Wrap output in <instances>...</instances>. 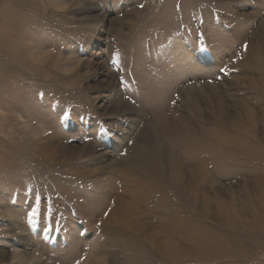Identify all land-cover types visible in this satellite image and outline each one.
Listing matches in <instances>:
<instances>
[{
  "label": "rangeland",
  "instance_id": "rangeland-1",
  "mask_svg": "<svg viewBox=\"0 0 264 264\" xmlns=\"http://www.w3.org/2000/svg\"><path fill=\"white\" fill-rule=\"evenodd\" d=\"M220 117L264 146V0H0V264H130L128 192L135 264H264V165L202 141Z\"/></svg>",
  "mask_w": 264,
  "mask_h": 264
},
{
  "label": "bare ground",
  "instance_id": "bare-ground-1",
  "mask_svg": "<svg viewBox=\"0 0 264 264\" xmlns=\"http://www.w3.org/2000/svg\"><path fill=\"white\" fill-rule=\"evenodd\" d=\"M249 116H250V114H249ZM247 117H248V115H247ZM220 120H221V122L217 121V123H218V125H220V127L219 126H217V127L215 126L216 128H212V129H209V130H201V131H198L196 129L194 131L195 132L198 131V133H199L202 141L205 142V144L207 143V144H211V145L217 146V145H220L219 143H222L223 145H225L227 147V149H230V151L231 150L232 151H234V150H240L242 152V154L248 156V158L251 161H252L251 158H253V160H255V159L257 160V163L256 164H262V165H264V146L256 144L255 141H254V139L252 138L253 136L258 135L259 128L256 129V125H255L256 123L254 124V126H252V127L250 126L249 127V134H250L249 135V134H246L248 131H245V130H244V132L242 134L241 133V130L240 129H237V128H233L232 131H229L228 129H225L226 127L225 128H221L222 125H225L224 117H220ZM220 132L225 133L228 136L227 141L224 142V141H221V140H217L218 139L217 133H220ZM236 136H239L241 138V140L244 139V138L246 139V143L241 148H238V146H234V143L236 141L235 140V137ZM201 139H199V140H201ZM223 139H225V137H223ZM143 151H146V150H143ZM143 151H139V153L146 155V153H144ZM254 155L256 157H254ZM148 163H149L148 170L150 169L148 171V174L149 173H153V172L157 173L158 172V168H157L156 163L153 160H151L150 158L148 159ZM176 163L179 165V167H177L173 171V174H171V176H172L171 177V181H169L170 184L167 187L168 191H169V189H171L172 192L174 193V195L175 196L177 195L179 197V196H181V192H184V191H186V192L187 191L188 192L190 191L192 193L193 192V189L195 187V190H200L201 191L203 203H207L208 202L207 200H209V199H207V196L203 194V191H204L203 187L205 185H208V184L209 185L210 184L211 185L213 184V182L211 180V175H210L209 171L207 170V164L206 163L200 164L199 165V169L200 170H199L197 176L193 178L194 183L191 184L190 186H188L187 188H183V185L182 184H183V174H184L183 171L184 170H183L182 167H185V166H184V164L180 163L179 161L176 162ZM181 165H182V167H181ZM166 173H167V171H166ZM156 178H157V176H156ZM242 178H244L243 182H245L247 184H251L253 181H262L264 179V176H263V174L261 176H259L257 174L256 175L253 174L251 177H250V175H246V176H244ZM136 179H138V178H136ZM139 179H140V184H138L139 183V181H138V183H136L134 185L135 188L132 187L133 190H134V191H132V195L136 199L133 203L138 204V208L139 209H142L143 208L144 210L145 209L149 210V209L154 208L155 206H158V207H160V212L163 211V213H164L165 211H167V208L165 206L166 205L165 199L167 198V196L169 197V192L167 193L166 188L163 187L161 184H159L160 182L158 181V179L155 180V181L153 180V178L149 179L150 181L152 180V181H154L156 183V184H154V186H151V185L147 184L146 182L142 181L143 180L142 177H139ZM262 182H264V181H262ZM157 194H159V199H163V202L165 203V205H163V203L161 202L162 200L161 201H153L154 197H156ZM124 195H131V192H128L127 194H124ZM124 195H120L117 198V201L119 202L120 207H121V211H122L123 218H122L121 221H117L119 219H111L112 220V221L110 220V222H111L110 224L111 225L108 226V229L109 228H110V230L112 229L115 233H117L118 235H120L121 237H123L124 240H126L127 239V236H128V237L131 238L130 239V242H132V243H134V241L136 242V245L133 246V247H123V248H121V249H123L122 252L125 253V258H127L129 260L130 264L131 263L132 264H135V262L137 261L135 259L136 256L138 254H140V253L145 252V251H143V245L140 243V241H139V239L137 237L138 235H137L136 229L135 228L133 229L130 226V223L131 222L128 220V218L131 215L130 214L131 204H129L128 202L123 201L124 200V198H123ZM141 199H143V201ZM136 204H134V205H136ZM261 206H262V204L259 203L255 207L256 208H260ZM259 214H261V213H259ZM165 221H163L162 223L164 225V228L168 229L167 222H165ZM106 227H107V225H106ZM132 238H133L134 241L132 240ZM145 253H147V252H145ZM33 264H36V263L33 262Z\"/></svg>",
  "mask_w": 264,
  "mask_h": 264
},
{
  "label": "snow or ice",
  "instance_id": "snow-or-ice-1",
  "mask_svg": "<svg viewBox=\"0 0 264 264\" xmlns=\"http://www.w3.org/2000/svg\"><path fill=\"white\" fill-rule=\"evenodd\" d=\"M247 46L245 45V48H246ZM221 71H224V69H221ZM33 215H35V212L33 213ZM107 215V214H106ZM77 264H79V262H77Z\"/></svg>",
  "mask_w": 264,
  "mask_h": 264
}]
</instances>
